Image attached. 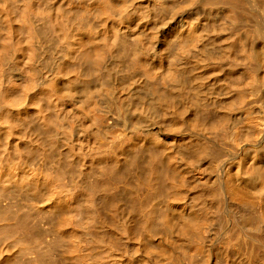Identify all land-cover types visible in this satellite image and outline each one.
I'll return each mask as SVG.
<instances>
[{
	"label": "bare ground",
	"instance_id": "obj_1",
	"mask_svg": "<svg viewBox=\"0 0 264 264\" xmlns=\"http://www.w3.org/2000/svg\"><path fill=\"white\" fill-rule=\"evenodd\" d=\"M29 217L61 264H264V0H0V264Z\"/></svg>",
	"mask_w": 264,
	"mask_h": 264
},
{
	"label": "rangeland",
	"instance_id": "obj_2",
	"mask_svg": "<svg viewBox=\"0 0 264 264\" xmlns=\"http://www.w3.org/2000/svg\"><path fill=\"white\" fill-rule=\"evenodd\" d=\"M11 219L15 217H26L27 208L24 205H17L16 203H8L1 207ZM30 224L34 225V232L29 237L32 248L29 250H22L19 248L12 249L10 257V264H61L60 259L55 260L49 252L51 240L47 236L48 230L46 224H37V221L29 217Z\"/></svg>",
	"mask_w": 264,
	"mask_h": 264
}]
</instances>
